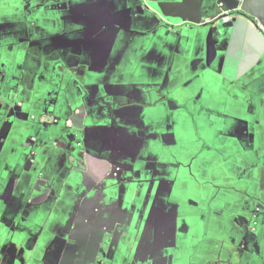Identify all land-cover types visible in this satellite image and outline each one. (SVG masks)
Here are the masks:
<instances>
[{
  "label": "crops",
  "instance_id": "obj_1",
  "mask_svg": "<svg viewBox=\"0 0 264 264\" xmlns=\"http://www.w3.org/2000/svg\"><path fill=\"white\" fill-rule=\"evenodd\" d=\"M146 5L0 0V264H264V0Z\"/></svg>",
  "mask_w": 264,
  "mask_h": 264
},
{
  "label": "flooded vegetation",
  "instance_id": "obj_2",
  "mask_svg": "<svg viewBox=\"0 0 264 264\" xmlns=\"http://www.w3.org/2000/svg\"><path fill=\"white\" fill-rule=\"evenodd\" d=\"M40 51H41V50H40ZM40 51L35 52V55H36L37 53H39ZM49 52H50L51 54H53L51 51H49ZM48 58H51V56L49 55ZM26 77H27V80L30 81V83H31L32 85H38V86H42V85H43V82H42V80L39 78V76H38V74H37L36 71H33V72H32V77H31V78L27 76V73H26ZM34 149H35V148H34V145H33L31 151L34 150ZM31 151H30V152H31ZM96 185H98V184H96Z\"/></svg>",
  "mask_w": 264,
  "mask_h": 264
},
{
  "label": "water",
  "instance_id": "obj_3",
  "mask_svg": "<svg viewBox=\"0 0 264 264\" xmlns=\"http://www.w3.org/2000/svg\"><path fill=\"white\" fill-rule=\"evenodd\" d=\"M140 1H141V3H142L145 7H147L146 3H148V4H150V5H153V2H154V0H140ZM149 10H150V12H151L154 16H157V15H156V12H154L150 7H149ZM237 20H238V19H236L235 21L237 22ZM184 26H188V24H187V25H184ZM85 41H86V42L89 41V37H88V36H87V38H86ZM195 42H196V41H195ZM163 98H164L165 101H172V95H171L170 93H168V92H167L166 95L163 96Z\"/></svg>",
  "mask_w": 264,
  "mask_h": 264
},
{
  "label": "rangeland",
  "instance_id": "obj_4",
  "mask_svg": "<svg viewBox=\"0 0 264 264\" xmlns=\"http://www.w3.org/2000/svg\"><path fill=\"white\" fill-rule=\"evenodd\" d=\"M164 96V94L160 95L158 99H161L162 97ZM204 142L201 140V139H197V142H196V146H201V144H203Z\"/></svg>",
  "mask_w": 264,
  "mask_h": 264
},
{
  "label": "clouds",
  "instance_id": "obj_5",
  "mask_svg": "<svg viewBox=\"0 0 264 264\" xmlns=\"http://www.w3.org/2000/svg\"><path fill=\"white\" fill-rule=\"evenodd\" d=\"M51 70H52V69L48 68V78H49V76H50V72H51ZM33 155H34V150H32V151L30 152V158H32Z\"/></svg>",
  "mask_w": 264,
  "mask_h": 264
}]
</instances>
